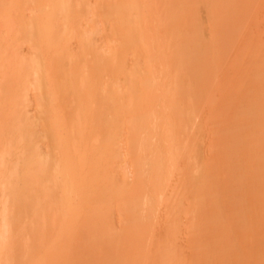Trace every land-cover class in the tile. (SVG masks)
<instances>
[{
	"label": "rangeland",
	"instance_id": "374dc122",
	"mask_svg": "<svg viewBox=\"0 0 264 264\" xmlns=\"http://www.w3.org/2000/svg\"><path fill=\"white\" fill-rule=\"evenodd\" d=\"M52 1L44 4L51 7ZM33 2L44 5L40 0H0V87L5 81L11 83L6 91L15 101L11 118L15 137L25 148V130L31 128L39 159L55 156L58 151L44 125L50 106L46 78L58 70L66 75L59 81L65 85L77 75L85 85L83 107L100 106L93 115L96 129L88 144L93 155L101 153L106 163V173L80 187L69 206L82 209L84 224L76 228L78 241H68V258L47 263L264 264V0H129L146 17L144 41L137 50L124 43L120 47L124 42L120 37L127 38L116 32L103 0H66L68 9L53 22L52 31L64 36L68 63L53 58L48 64L51 72L43 71L39 78L41 88L36 87L32 63H43L56 52L47 55L40 46L46 33ZM92 71L97 75L91 77ZM150 72L155 79L161 74L168 79L156 81L161 84L154 87L156 93L162 90L157 94L159 103L163 90L182 99L193 93L195 101L187 98L182 104L198 103H191L198 121L176 126L180 132L173 144L182 145L173 146L175 151L165 134L147 130L155 116L141 117L144 130L125 108L130 100L137 106L138 99L145 97L140 85L143 74ZM19 75L26 79L18 82ZM190 85L194 90L189 93ZM111 96L117 98L118 109L108 100ZM77 100L72 87L63 102L67 111L79 106ZM158 102L152 109L161 111L165 105ZM110 138L111 145L104 143ZM170 150L172 160L166 158ZM154 155L163 156V162L151 164ZM26 179L18 184L16 219L28 215L22 211L26 205L22 194L33 183ZM17 258L16 253L8 256V263L26 264L39 257Z\"/></svg>",
	"mask_w": 264,
	"mask_h": 264
},
{
	"label": "bare ground",
	"instance_id": "6f19581e",
	"mask_svg": "<svg viewBox=\"0 0 264 264\" xmlns=\"http://www.w3.org/2000/svg\"><path fill=\"white\" fill-rule=\"evenodd\" d=\"M40 1L43 4L45 3L48 5V1L50 0H40ZM128 1L129 0H120V3L115 4V0H103V5L105 7L106 15L108 14L112 18V21L114 19L113 24H115L114 28L115 30H117L116 32L121 33L122 37L124 35L127 38L125 39V38L120 37V40L122 39V41H124V42H120V45H121L120 47H122V44L124 43L125 47H128L131 50H134V49L137 50V48L139 49L140 45H142L144 41V34H145L144 32L146 29L143 27L142 24H143L144 18L146 17L144 14L143 16L141 15L140 10L137 8V6L133 4H128ZM34 2H33L34 7L33 5L32 7L33 8L36 7L35 9L39 13V17H40L38 21H40L43 24L41 28V30L43 29L42 33H46L40 39L42 41L40 43V46L44 49V52L47 55L52 54L54 51L56 52L54 53V55L52 54L51 59L46 60L43 63H38V62L32 63V68L35 71V79L38 80L36 83V87L41 88L43 86V83L39 81V78L41 77V74H43V71H46L45 74L51 72L50 71L51 69L49 68H52V67H50L48 64L50 61L53 60V58L57 59L58 61H62L63 63H68L69 53L67 50H65L64 47H62L64 36H62L61 33L57 34L58 36H54L55 33H53L52 31L54 30L53 22L59 17H64L65 11L68 9L66 8L68 4L66 0H62L61 2L60 1L55 2V0H53L50 3L51 7L45 4L44 5L40 4L42 7L40 6L37 7L38 2L35 4ZM208 10H211V9H208ZM66 24H68V22ZM123 48H124V45H123ZM5 49H7V46ZM124 49H122L121 51H123ZM18 61H21V60H18ZM155 64H156V61H155ZM57 69H60V67H58ZM172 71H174V69ZM0 72L2 73V71ZM163 72L164 71L162 70L161 73ZM91 73L93 74L91 75V77L97 75V73L94 71H92ZM161 75L162 76L157 77L158 79H155V77L153 76V73L151 72L149 74L147 73L143 74L142 76L143 81L140 86H141V89L144 91L143 94L145 95V97H143V99H138L137 106H135L133 101L130 100V103L128 102L129 106L126 105L125 108H128V113L129 112L132 113V117L137 118V123L139 124V126L142 125V123H140V122H143L142 118L144 119L146 118V117H143V115L149 114V116L150 115L152 116V119L155 116L156 117L155 123L151 124L150 127H147V130L150 133H159L163 135L165 134L166 137H168V140L171 139L170 149L175 151L176 149L174 150L173 146L177 147L178 145L180 146L182 145V144L177 143L178 145L176 146V144H173L174 142H176V140L173 142L174 137L178 135L177 132H180L179 130L177 131L176 129V126H178L177 124L180 125L182 121L185 122L187 120L188 123L191 122V124L189 123L188 125H192L194 124V121H198L199 116H198L197 111L193 110L194 107L191 104L195 101L194 97H192L193 93L192 95L191 94H188V95H191L190 98L193 99L194 101L191 103L185 102L184 103L186 105L185 106L182 103L183 101H186L187 98L189 100L190 99L189 96L186 97V99L184 98L185 99L184 100L182 98H176V96H174L172 94V91L170 90L169 91L163 90V93H162L163 96H161L162 97L161 103L165 105L164 109H162L161 111L154 110L156 108L152 109L153 108L152 105H154L155 103H156L155 105H157V102L160 101V97L158 96L159 97L158 98L157 94L160 91L162 92V90H159L157 91L158 93H156V88L154 87L161 85L160 83L159 85H157L156 81L163 80L164 82V79H167V77L166 78L163 77V74ZM73 76L74 77H72L70 81L71 83L70 84L67 83L65 85L61 84L59 81H60V78L66 77V75H62V72L58 70H55L52 73V76H51L52 78L51 77H48V79L46 78V81H48L46 82L47 83L46 88L48 89L46 95H47V99L49 101L50 106H49V110L47 111L45 115L46 118H45L44 125H45V129L47 133L52 137L53 148H55L58 151V153L55 156L52 155L50 157H47L45 160L39 159L37 150H35L33 140L36 138V134L35 132L32 131L31 128H26L25 130V132H28L27 133L28 139H27V142H25V146H26L25 148H23L22 146L24 142L23 144L20 142L22 144L21 145L19 141L17 140V138L15 137L16 129L14 127V124L11 121V118L13 117V114L16 113V108H15V101L9 96L10 88L8 87V85L11 86V83L10 81L7 80L8 82L6 81H5L6 83L3 82L2 87H0V89L3 90L2 92H0V140H1L0 141V264H9L8 261H11V260H8V256L10 255L12 256L15 253H16V256H18V258L20 259L31 257V256L39 257L37 261L36 260L35 262L31 261L30 263H26V264H43V263L48 264L47 262L53 263V261H56L57 259L61 257H63L64 259L68 258V255H69L68 254L69 252L68 251V241H78L77 237L75 236L76 228L80 224H84L83 223L84 212L82 211V209L77 208V207L76 208L73 207L71 209L69 207L71 204L74 205L72 203V199L81 190L80 187L85 188V185H87V183L88 184L89 182L93 183L96 179L100 178V176L104 175L105 171L103 170V168H105L104 165L106 164L104 160V156L100 155L101 153L99 155H93V152H92L93 147H91V145L88 144V142L90 143L89 140H92L91 138L93 136L92 133H94L93 131H95L96 129V128L95 129L93 128V125H94L93 115L95 114L96 110H99L100 106H94V107L91 106L88 108L85 106L83 107L82 94L85 90V85H83L78 80L77 75H73ZM172 76H174V74ZM213 77H214V74H213ZM50 78L51 80H49ZM93 78L95 79V77ZM176 78H177L176 80L179 81L180 78L179 77H176ZM25 79L26 78L23 75H19L17 78V81L23 82ZM209 79L213 80L214 78L213 79L209 78ZM88 80L89 81L87 82H91L90 79ZM203 80L205 81V79ZM173 81H175V79ZM0 82H1V79H0ZM94 82L96 81L92 80V83ZM200 83L201 81L199 82V84ZM208 83L211 84L210 82ZM164 85L165 84H163V86ZM72 87H73V92L75 93V96L78 99L77 101H78L79 106L69 112L67 111L66 106L63 102H65L66 98L68 97V90H71ZM190 88H191V85H190ZM190 88L188 90L189 93L191 90H194L193 88L191 89ZM199 88H200V85H199ZM7 89H9L8 92L6 91ZM111 93H113L112 89H111ZM249 93L253 94L251 92ZM194 96L196 95L194 94ZM198 96L200 97V95ZM211 96L212 95H210V97ZM243 97L244 96H242V98ZM116 99L113 96L108 98L110 102L111 100L113 101L114 106H116V108L118 109L119 103H117ZM83 102L85 103L86 101L83 100ZM142 103H143V109L141 110L142 106L140 107V104ZM196 103H193V105L195 106ZM212 103H214V100L213 102L210 103V105ZM148 107L151 109L147 110ZM160 109L161 108H159V110ZM126 110L127 109H125V111ZM143 110H146V111H143ZM101 115H104V111H103V114ZM120 115H122V113ZM103 121L105 120L103 119ZM208 123L206 121L204 125L206 126L207 124L208 126ZM107 124L109 123L107 122ZM104 126L106 127V123H104ZM209 126L215 128L218 125L217 124L213 125L212 123H210ZM142 127L144 130H146L145 126L142 125ZM228 127H230V125ZM108 128L109 127H107L106 129ZM216 131H217V128H216ZM4 133H6V137L2 138L1 136ZM154 141L156 143V141L158 140L156 139ZM104 143L111 145L112 143L111 138L109 139L108 142H104ZM222 144L224 145V143ZM16 150L18 152H16ZM171 150L170 152H172ZM161 152L163 151H160V153ZM24 153H29L30 155L28 154L24 155ZM172 153H169V156H166V158H170L172 160V157L174 156V152ZM177 153H179V151ZM210 154L213 155L214 153L213 154L210 153ZM210 154H207L206 157L208 158V155ZM31 155L33 156L32 158H30ZM214 155L216 156V154ZM16 156H18L17 159L16 160L14 159V163H11L13 158ZM209 157L211 159V156ZM218 157L216 156L215 158H218ZM215 158H213L212 160H214ZM163 160H164L163 156L154 155L149 160V162H151V164L153 165H159L163 162ZM3 165H6V168H3ZM237 175H238V172H237ZM26 177H28V180L32 181L33 183V185L29 186V189L23 191L24 194H22L26 196V203H25L26 205L22 211L23 213L28 214V215H26L24 219H16L15 216H13V213L15 210L14 204L16 202L17 197L20 195L18 184L22 182V180H27ZM91 178L93 179L91 180ZM37 181H40V182L38 183V185H35L34 183ZM90 186H93V185H90ZM4 195L8 198L3 199ZM33 196L36 197L34 200L32 198ZM34 217L40 218L41 220L36 223L32 220ZM25 220L28 223L22 225L21 223ZM15 231L16 233L17 231L19 233L16 234ZM139 234H140V231H139Z\"/></svg>",
	"mask_w": 264,
	"mask_h": 264
}]
</instances>
